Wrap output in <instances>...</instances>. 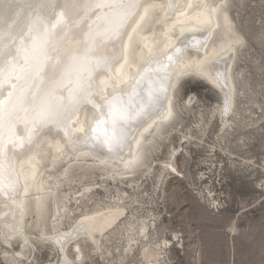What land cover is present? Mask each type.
I'll list each match as a JSON object with an SVG mask.
<instances>
[{
	"label": "bare ground",
	"instance_id": "1",
	"mask_svg": "<svg viewBox=\"0 0 264 264\" xmlns=\"http://www.w3.org/2000/svg\"><path fill=\"white\" fill-rule=\"evenodd\" d=\"M49 3L53 5L50 9L38 7ZM57 3L58 0H0V52L13 46L19 49L32 34L29 30L37 27L39 20H43L44 27L50 29L51 23H55L52 18L60 11L55 7ZM136 3L140 7L132 10L135 15L122 29L121 39H105L94 53L95 56L104 57L107 64L99 67L88 65L90 75L88 71L83 72L81 83L90 84V87L86 86L78 94V103L70 119H61L47 125L37 123L34 126L33 107L26 103L22 108L17 107L16 122L11 132L7 121L0 130V147L3 150L0 155V178L5 185L10 181L15 182L14 190L6 189L0 193V235L7 245H19L17 256L21 258L33 253L30 237L25 230L27 217H36L38 224L45 220L48 202L52 198L53 229L50 232L43 231L44 238L57 250V259L50 264L82 263L83 241L92 244L99 252L106 248L105 241H110L112 234L120 235L115 251L122 260H118L116 264L129 259L130 254L136 256L138 248L145 251L139 260L140 264H165V254H162L165 251H161L164 246L155 237L158 226L155 213L150 211L151 214L138 217L134 214L135 210L131 209V217L127 216L129 208L138 204V199H133L135 196L119 191L117 200L109 204L104 202L98 208L86 212L87 209L69 228L64 229L61 226L62 220L73 217L72 205L90 196L94 188L87 186L72 201L73 197L69 199V194L64 195V199H59L58 187H62L64 179L69 178L71 167L80 165V161L87 160V157L94 162L85 163V166L90 165L92 168L96 164L99 170H103L113 180L120 183L131 182L133 189L138 186L139 176H146L147 179L152 177L155 164L147 163L148 150L154 147L158 137L170 135L165 136L164 130L175 116L173 90L187 76H197L219 91L221 102L218 113L223 130L232 129L234 125L233 70L237 47L245 39L229 13V0H136ZM107 11L96 9L89 11L87 15H84L83 10L66 13V26L63 30L57 26L49 33L54 46L49 50V63L63 62L67 56L81 54L85 33L89 31V27L93 32L102 31L105 27L102 20ZM115 23L113 19V24ZM20 63L23 64V61ZM217 72L222 75L217 77ZM165 74L167 93L156 103L145 104L149 80L156 81ZM13 84L16 85L15 90L12 88ZM75 86L76 78L73 75L60 84L56 95L63 97L67 103L69 93ZM51 87L47 75L27 83L17 82L15 79L5 80L0 89V99L13 91L14 102L21 88L26 95L39 97ZM115 95L125 101L131 98L133 112L139 111L140 115H134L128 122L124 142L109 150L92 139L91 129L101 118V114L106 113L105 101ZM228 100L230 104L226 105ZM8 107L9 101H6V111ZM187 137L184 136L185 139ZM178 153L179 148L174 147L170 160L162 162L163 169L157 172L158 177L155 175L158 181V184L155 183L156 187L177 170L174 160ZM63 162H67V168L59 176L50 173L46 177L50 167L54 168ZM177 177H183V174L179 173ZM127 199L131 202L129 205ZM125 218L128 220L122 221ZM164 242L165 249L170 247L168 240L165 239ZM69 248L74 257L70 256ZM102 253L111 255L112 251L107 249Z\"/></svg>",
	"mask_w": 264,
	"mask_h": 264
},
{
	"label": "rangeland",
	"instance_id": "2",
	"mask_svg": "<svg viewBox=\"0 0 264 264\" xmlns=\"http://www.w3.org/2000/svg\"><path fill=\"white\" fill-rule=\"evenodd\" d=\"M227 8L245 39L243 46L237 47L233 70L232 129L223 130L218 113L221 97L214 87L197 76L183 78L173 90L177 118L164 130L165 136L170 135L158 137L147 153V163L155 164L152 177L139 176L133 189L131 182L113 180L96 164L85 166L94 162L92 158L81 160L80 165L71 167L63 186L59 185V199L69 194L74 201L87 186L94 191L72 205L73 217H65L62 228H69L82 213L117 200L119 191H126L138 199L127 216L131 217V209L138 217L150 211L157 216L155 237L164 246L165 264H264V0H229ZM174 147L179 148L174 160L177 170L156 187L162 162L170 160ZM66 168L67 162L50 167L46 177L50 173L59 176ZM179 173L183 177H177ZM53 204L50 198L47 217L39 224L36 217H27L25 230L33 247L31 255L17 256L19 245H7L0 235V264H50L57 259L56 248L43 236V231L53 229ZM119 236L112 234L110 241H105L106 248L99 252L83 241L84 261L76 264L121 261L115 251ZM165 239L170 243L166 249ZM107 249L111 255L102 253ZM69 254L74 257L70 248ZM144 254L138 248L136 256L130 254L119 264H140Z\"/></svg>",
	"mask_w": 264,
	"mask_h": 264
},
{
	"label": "snow or ice",
	"instance_id": "3",
	"mask_svg": "<svg viewBox=\"0 0 264 264\" xmlns=\"http://www.w3.org/2000/svg\"><path fill=\"white\" fill-rule=\"evenodd\" d=\"M40 8H52L51 3L47 5H39ZM55 7L60 11L52 18L55 23H51V28L44 27V21L39 20L37 27L30 29L32 33L26 43L22 44L19 49L12 48L0 52V89L3 88L5 80L11 81L15 79L17 82L25 83L42 78L47 75L51 81L52 87L37 97L35 95L28 96L25 90L21 88L15 101H12L13 91H9L7 97L0 99V130L4 128L7 121L9 131L16 122L15 112L17 107H21L30 103L33 107V125H47L56 123L61 119H70L73 115V109L76 107L78 94L87 86L81 83V77L84 71H90L88 65L99 67L106 65L107 61L102 56H95L94 53L103 45L105 39L119 41L121 39V31L132 19L135 8L140 7L136 0H58ZM96 9H107V13L102 20L105 25L102 31L93 32L91 27L85 33L84 47L81 54L70 55L63 62L49 63L51 56L50 48L54 46L49 39V33L60 26L61 31L66 26L64 19L66 13L83 10L84 15L89 11ZM99 19V18H98ZM113 19L116 21L113 24ZM119 59V58H116ZM170 60L171 57H168ZM23 61V64L20 61ZM75 75L76 86L70 91L67 103L64 98L56 95V89L63 83L65 79H70ZM222 74L217 72L216 76ZM167 82V74L156 81L149 80L146 92L145 104L152 105L159 101L162 95L166 94L168 88L165 87ZM16 85L12 88L15 90ZM135 95V92H133ZM9 101V107L5 110V103ZM230 104V100L226 101V105ZM106 113L101 114V118L96 121L95 126L91 129L92 139L99 141L102 146H106L109 150L120 146L126 138V126L134 115H140L139 111L133 112L131 108V98L125 101L119 95L113 96L110 100L105 101ZM106 115V118H105ZM13 147L15 142L13 141ZM2 147H0V155H2ZM14 190L15 182L10 181L7 185L0 178V193L5 190Z\"/></svg>",
	"mask_w": 264,
	"mask_h": 264
},
{
	"label": "water",
	"instance_id": "4",
	"mask_svg": "<svg viewBox=\"0 0 264 264\" xmlns=\"http://www.w3.org/2000/svg\"><path fill=\"white\" fill-rule=\"evenodd\" d=\"M213 88V87H212ZM215 89V88H214ZM215 91L217 92L218 95H220L219 91L215 89Z\"/></svg>",
	"mask_w": 264,
	"mask_h": 264
}]
</instances>
